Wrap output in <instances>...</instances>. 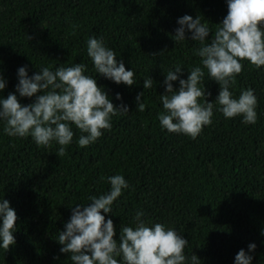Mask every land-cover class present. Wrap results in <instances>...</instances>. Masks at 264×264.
<instances>
[{"label":"trees","instance_id":"obj_1","mask_svg":"<svg viewBox=\"0 0 264 264\" xmlns=\"http://www.w3.org/2000/svg\"><path fill=\"white\" fill-rule=\"evenodd\" d=\"M227 13V0H0V75L6 81L0 98L14 93L23 105L35 101L16 92L20 67L27 66L31 77L44 67L55 71L83 63L85 75L96 79L114 105L129 108L112 116L111 130L84 148L78 139L87 134L70 124L74 136L63 156L56 141L38 146L31 135L8 136L0 120V200L7 199L18 217L16 243L7 252L0 248V264H72L70 254L60 252L59 231L73 207L108 193L107 178L116 174L129 187L113 202L112 213L101 214L112 219L117 241L121 227L135 228L142 220L177 230L188 241L186 264L193 254L199 264H235L238 251L247 252L250 243L257 245L249 253L252 264H264V66L240 61L242 72L230 88L235 98L254 90L256 123L225 118L215 104L219 84L196 54L201 42L192 41L191 32L183 41L174 37L184 15H199L214 34ZM90 37L103 39L117 61L134 71L136 83L116 84L96 73L87 54ZM176 65L183 68L181 79L201 67L205 80L199 86L214 103L212 123L195 139L168 132L158 119L164 80ZM150 77L153 85L144 89ZM172 83L179 88V81ZM140 92L144 111L136 110ZM138 212L144 214L139 220Z\"/></svg>","mask_w":264,"mask_h":264},{"label":"clouds","instance_id":"obj_2","mask_svg":"<svg viewBox=\"0 0 264 264\" xmlns=\"http://www.w3.org/2000/svg\"><path fill=\"white\" fill-rule=\"evenodd\" d=\"M228 13L213 34L198 15L178 18L175 40H186V32H191L192 41H200L196 54L208 70V78L219 84V94L215 104L225 118L241 116L245 124L257 121V97L254 90H242L235 98L230 91L235 77L242 72L247 60L257 69L264 66V0H227ZM212 33L210 43L204 41ZM87 54L91 58L96 73L116 84L131 87L135 80L133 70H126L123 61H117L115 52L108 48L103 39L90 37L87 40ZM87 66L76 63L69 67H58L55 71L42 68L38 74L28 76L27 66L18 69L16 92L20 97H33L28 105L20 103L14 93L0 98V120L6 121L8 136L26 137L31 135L38 146H49L56 141L61 147L58 155H65V146L73 140L74 124L81 133L78 144L81 148L97 141L102 130H111V117L129 113L127 105H114L107 92L98 86L95 78L85 75ZM183 68L176 65L165 77L166 94L161 95L164 111L158 116L160 125L170 133H182L195 139L206 125L212 123L214 103L207 101L210 92L199 85L205 80L201 67L193 68L187 79H181ZM174 81L179 88L174 89ZM153 79L144 80L143 88H151ZM6 81L0 75V91ZM37 93H42L36 95ZM144 92L136 96V110L144 111ZM204 102L201 103L200 99ZM116 99H121L119 93ZM110 191L99 197L90 196V204H77L72 208L70 220L65 230L59 231L57 242L62 245L61 253L70 254L72 264H186L184 250L188 241L173 228L161 223L147 226L142 220L133 227H121L119 241L112 219H105L101 213H112L113 202L129 187L123 175L107 178ZM143 212L136 214L137 220ZM18 217L7 199L0 200V248L5 252L16 241ZM257 245L250 243L248 251L240 249L235 256V264H252ZM117 257L122 260L118 261ZM191 264H199L200 259L193 254Z\"/></svg>","mask_w":264,"mask_h":264}]
</instances>
